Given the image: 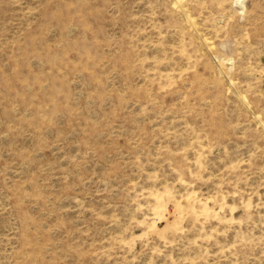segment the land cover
I'll use <instances>...</instances> for the list:
<instances>
[{
    "label": "rangeland",
    "instance_id": "obj_1",
    "mask_svg": "<svg viewBox=\"0 0 264 264\" xmlns=\"http://www.w3.org/2000/svg\"><path fill=\"white\" fill-rule=\"evenodd\" d=\"M0 264H264V0H0Z\"/></svg>",
    "mask_w": 264,
    "mask_h": 264
},
{
    "label": "bare ground",
    "instance_id": "obj_2",
    "mask_svg": "<svg viewBox=\"0 0 264 264\" xmlns=\"http://www.w3.org/2000/svg\"><path fill=\"white\" fill-rule=\"evenodd\" d=\"M240 3H243L244 0H238Z\"/></svg>",
    "mask_w": 264,
    "mask_h": 264
}]
</instances>
